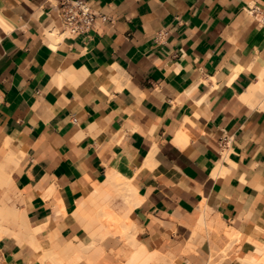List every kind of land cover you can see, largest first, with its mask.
I'll list each match as a JSON object with an SVG mask.
<instances>
[{
    "label": "crops",
    "instance_id": "crops-1",
    "mask_svg": "<svg viewBox=\"0 0 264 264\" xmlns=\"http://www.w3.org/2000/svg\"><path fill=\"white\" fill-rule=\"evenodd\" d=\"M62 1L0 0V264L90 242L73 212L112 168L137 191L136 243L263 261L264 0H89L76 36ZM114 237L93 264H120Z\"/></svg>",
    "mask_w": 264,
    "mask_h": 264
},
{
    "label": "bare ground",
    "instance_id": "bare-ground-1",
    "mask_svg": "<svg viewBox=\"0 0 264 264\" xmlns=\"http://www.w3.org/2000/svg\"><path fill=\"white\" fill-rule=\"evenodd\" d=\"M57 32H55V34ZM53 33L54 32L51 34ZM152 150L150 153H152ZM90 182H92L91 179ZM117 195H120V202L123 203L125 208V212L122 217L119 216V212L117 213V206L113 203V200L115 196L117 197ZM137 197L136 188L128 177L117 169L112 168L109 171L108 177L102 183H93L89 188L85 189L84 202L79 205L76 211L73 212L75 219L80 221L87 230L91 241L86 243V245L82 248L77 247L73 243H68L58 251H45L43 253L44 257L41 256V258L43 257V260L50 259L53 264H79L83 261L87 264H93L104 252L102 242L109 236H115L129 241L133 247L128 264L164 263L166 259L163 256L158 254L156 251H149L144 245L136 243L133 239L134 226L131 214L134 207L138 204V200H136ZM63 213L65 214L64 209ZM120 231L121 233L127 231V236L126 234H124L125 236L121 235ZM37 248L41 249L40 247ZM259 253L260 255L263 254V261H257L252 257L238 261L241 262V264H263L264 247L259 249ZM221 256L219 254H214L213 258L219 262L222 259ZM38 259L40 258L38 257Z\"/></svg>",
    "mask_w": 264,
    "mask_h": 264
},
{
    "label": "built area",
    "instance_id": "built-area-1",
    "mask_svg": "<svg viewBox=\"0 0 264 264\" xmlns=\"http://www.w3.org/2000/svg\"><path fill=\"white\" fill-rule=\"evenodd\" d=\"M249 14L264 26V8L252 7ZM60 15L65 31L70 36L87 34L97 21V14L89 0H64L60 5ZM227 141L224 139L223 144Z\"/></svg>",
    "mask_w": 264,
    "mask_h": 264
},
{
    "label": "rangeland",
    "instance_id": "rangeland-1",
    "mask_svg": "<svg viewBox=\"0 0 264 264\" xmlns=\"http://www.w3.org/2000/svg\"><path fill=\"white\" fill-rule=\"evenodd\" d=\"M116 194H118V193H116ZM119 197H120V195L119 196L117 195V197L115 196V198L113 200L114 201L113 203L115 204V206H117V207L119 206L118 208L116 207L117 213L119 212V216L122 217L123 216V213L125 212V208H124L123 203L120 202L121 201L120 200L121 198L119 199ZM7 201H11V199L9 197H7ZM120 234L123 235V236H125L124 234H126V236H127V231H124V233H121V231H120ZM110 237H113V236H110ZM111 244L113 246H115L116 249L113 250V251L110 250V249H108L106 252H109L110 255L113 256V259H114L115 263L116 262H120V264H128V261H129L130 256H131V246L129 245V241L123 239V240H120V241H117V242H115V241L114 242H111ZM189 249H190V251H194L195 244L192 243L190 245ZM166 259L167 260H165V262L164 263H161V264H175L174 263V259L171 260L170 257H167Z\"/></svg>",
    "mask_w": 264,
    "mask_h": 264
}]
</instances>
